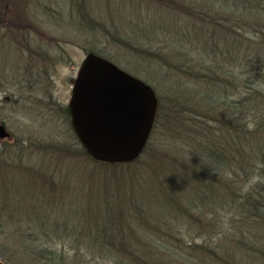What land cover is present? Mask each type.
<instances>
[{
  "label": "trees",
  "instance_id": "trees-1",
  "mask_svg": "<svg viewBox=\"0 0 264 264\" xmlns=\"http://www.w3.org/2000/svg\"><path fill=\"white\" fill-rule=\"evenodd\" d=\"M163 1L164 9L176 14L173 19L183 16L187 24V38L174 39L178 45L171 49L172 58L155 48V24L143 28L146 43L120 41L145 58L190 59L187 83L194 93L187 94V164L182 159L170 168L183 173L187 167V203L176 202L181 189L168 179L162 200L170 215L148 216L135 193L136 185L140 189L144 184L141 173L131 170L128 183L117 172L137 167L144 154L160 164L153 135L165 126L162 119H179L182 110L178 101L168 108L159 97L156 122L141 156L125 163L97 161L108 168L109 181L94 196L80 188L84 196L75 200L76 195L61 188L58 195V190H48L49 198L19 197L26 216L12 215L15 210L6 209V202L0 205L5 236L0 255L10 263L219 264L229 248L237 247L233 254L242 261L238 263L250 264L252 254L264 252V0ZM76 150L92 158L82 144ZM152 170L155 182L157 169ZM117 185L123 191L118 193ZM186 223L192 238L181 233ZM255 224L263 227L260 232ZM197 236L204 238L202 243H196Z\"/></svg>",
  "mask_w": 264,
  "mask_h": 264
},
{
  "label": "rangeland",
  "instance_id": "rangeland-1",
  "mask_svg": "<svg viewBox=\"0 0 264 264\" xmlns=\"http://www.w3.org/2000/svg\"><path fill=\"white\" fill-rule=\"evenodd\" d=\"M165 5L163 0H0V123L11 133L0 137V186L8 189L0 188V205L6 202V209L23 213L12 211V215L26 216L28 211L24 204H18L19 197L21 201L31 196L49 198L52 195L48 190H58V195L59 189L66 188L61 190L76 195L78 200L84 196L80 188H87L94 196L95 189L109 181L105 177L109 174L107 167L78 154L81 142L66 108L79 66L91 51L150 83L168 108L173 107V100L178 101L180 118L162 119L165 126L153 135L152 147L162 154L160 164L153 163L155 157L144 154L146 159L134 165L137 167L117 172L128 183L131 170L141 173L144 184L140 189L134 184L135 193L148 216L170 215L169 205L162 200L168 179L175 180L173 186L183 190L177 192L176 202L187 203V167L183 173L170 168L182 159L187 164V94L194 93L187 83L190 59L145 58L120 41L123 37L135 45L146 43L149 38L143 36V28L155 24V48L172 58L171 49L178 45L174 39L181 40L185 34L187 38V24L183 16L173 19L171 15L176 14L164 9ZM184 48L187 49V39ZM152 169H157L155 182L151 179ZM117 186L118 193L123 191ZM127 187L132 190L131 185ZM181 227L183 236L192 238L187 223ZM254 227L258 232L263 228L261 224ZM196 238V243L204 239ZM4 239L0 229V241ZM236 248H229L230 254H223L220 262H242L233 254ZM252 258L250 264H264V252L252 254ZM0 259L12 264L1 255Z\"/></svg>",
  "mask_w": 264,
  "mask_h": 264
},
{
  "label": "water",
  "instance_id": "water-1",
  "mask_svg": "<svg viewBox=\"0 0 264 264\" xmlns=\"http://www.w3.org/2000/svg\"><path fill=\"white\" fill-rule=\"evenodd\" d=\"M71 125L95 160L137 159L154 128L159 97L155 88L111 59L88 52L81 62L68 103ZM7 134L0 125V137ZM0 264H9L0 259Z\"/></svg>",
  "mask_w": 264,
  "mask_h": 264
},
{
  "label": "flooded vegetation",
  "instance_id": "flooded-vegetation-1",
  "mask_svg": "<svg viewBox=\"0 0 264 264\" xmlns=\"http://www.w3.org/2000/svg\"><path fill=\"white\" fill-rule=\"evenodd\" d=\"M67 111H68V119H69V121H70V123H71V114H70V109H69V106H68V104H67ZM1 124H3L4 126H5V124L2 122V123H0V125ZM5 128H6V126H5ZM6 135H11V133H8L7 132V134Z\"/></svg>",
  "mask_w": 264,
  "mask_h": 264
}]
</instances>
